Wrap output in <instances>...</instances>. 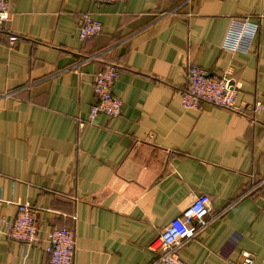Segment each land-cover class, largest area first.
I'll return each instance as SVG.
<instances>
[{"label":"crops","instance_id":"1","mask_svg":"<svg viewBox=\"0 0 264 264\" xmlns=\"http://www.w3.org/2000/svg\"><path fill=\"white\" fill-rule=\"evenodd\" d=\"M9 1L0 32V264H49L42 240L55 228L74 231L75 264H160L150 246L202 194L215 218L182 243L180 260L239 263L245 252L264 261V0ZM83 13L102 24L85 42ZM245 19L259 25L249 51L224 50L232 21ZM185 61L226 76L236 104L261 110L253 119L207 103L183 109ZM106 64L118 68L121 114L88 123L93 76ZM18 204L36 219L29 248L5 233Z\"/></svg>","mask_w":264,"mask_h":264},{"label":"built area","instance_id":"2","mask_svg":"<svg viewBox=\"0 0 264 264\" xmlns=\"http://www.w3.org/2000/svg\"><path fill=\"white\" fill-rule=\"evenodd\" d=\"M97 1L101 4H108L118 0ZM9 18L10 1L0 0V32ZM77 24V37L81 42L90 40L102 32V24L93 19L89 13L81 14ZM258 31L259 25L256 22L247 19L234 20L230 24L222 48L234 53H247ZM17 41V36L9 37L11 47ZM184 67L186 86L181 98L183 109L198 110L202 104L207 103L238 114L248 115L253 119V116L261 110V104L258 102L253 106L236 104L238 87L226 76L211 75L188 61L184 62ZM118 77V68L112 64H106L94 74L92 90L95 102L90 107L88 123H93L98 115H104L110 119L120 116L122 103L112 94ZM83 126H85V122H80L79 127ZM213 218L215 217L211 215L209 197L204 194L196 196L178 216L169 222L156 242L150 246V249L157 254V262L160 264H184L178 256V248L184 241L196 237ZM4 226L6 235L10 239L22 243L26 248L31 247L38 240L36 219L28 204H18L14 220L10 223L5 222ZM42 241L49 264H75L76 239L73 230L52 229L47 232ZM20 255L25 258L23 251ZM223 264H253V259L249 253L243 252L240 255L239 263L225 262ZM260 264H264V261Z\"/></svg>","mask_w":264,"mask_h":264},{"label":"trees","instance_id":"3","mask_svg":"<svg viewBox=\"0 0 264 264\" xmlns=\"http://www.w3.org/2000/svg\"><path fill=\"white\" fill-rule=\"evenodd\" d=\"M258 190H259V188H258ZM258 190H256V191H258Z\"/></svg>","mask_w":264,"mask_h":264}]
</instances>
